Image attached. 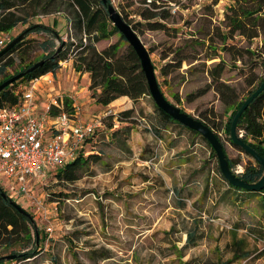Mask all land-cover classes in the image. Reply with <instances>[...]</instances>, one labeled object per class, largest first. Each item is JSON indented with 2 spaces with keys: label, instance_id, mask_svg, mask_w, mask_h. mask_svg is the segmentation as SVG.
Returning a JSON list of instances; mask_svg holds the SVG:
<instances>
[{
  "label": "rangeland",
  "instance_id": "1",
  "mask_svg": "<svg viewBox=\"0 0 264 264\" xmlns=\"http://www.w3.org/2000/svg\"><path fill=\"white\" fill-rule=\"evenodd\" d=\"M230 5L231 2L227 0H159L156 9L134 4L129 0H118L113 5L132 24H145L139 12L168 11V18L160 20L168 27L166 32L148 31L145 30V25L138 27L143 30L139 33L140 39L147 49H151L150 58L156 68L157 80L164 95L175 106L197 118L200 114L213 111L216 124H222L229 116L217 94L210 89L201 96L194 95L211 83L208 71L219 61L218 58L211 59L213 49L226 63L222 80L236 89L238 100L264 74V54L257 58L246 53L256 45L261 46L264 36L250 42L236 34L225 41L221 38L220 33H226L223 19ZM174 6L178 7L175 13L172 12ZM24 10L29 9L18 6L13 12L24 18ZM182 10L188 11L181 12ZM35 14L28 17V23L44 26L50 24L56 32L63 35L61 41L79 42L80 36L74 30H68L67 33L66 10L63 7L60 12L50 15L38 11ZM28 25L19 24L6 33L5 45L21 34ZM25 37L27 34L23 39ZM28 37L35 40L27 52V57L32 59L42 53L38 44L44 40L45 35L29 34ZM117 40L115 35L97 45L107 47ZM55 43L59 45L60 40ZM177 49L181 50L179 56L184 58L179 65L173 56ZM237 55L242 56L235 58ZM11 57L16 63L19 62L17 53ZM247 80H253L254 85H247ZM69 89L70 97L75 100L81 86L75 84ZM65 92L67 91L64 90ZM190 96L191 99L187 101ZM36 98L39 101L41 95L38 94ZM151 105L152 101L147 98L139 101L136 108L143 110ZM134 116L138 117L137 114ZM128 122H133L134 125L137 123L134 119ZM137 127L143 129L141 126ZM219 135L226 155L231 159H241L235 170L239 167L243 169L248 160L253 161L234 147L221 131ZM137 144L135 142V147ZM113 156L121 158V161L111 173L98 174L99 167L105 164L101 161L84 168L81 178L74 183H65L52 176V173L40 186H36L32 195L41 200L46 216L36 211L31 202H23L13 194L10 195L26 212L34 215L42 236L48 238L47 235H51L52 245L46 248L45 253L32 262L26 260L19 264H186L188 261H191L190 264H221L232 259L230 245L233 241L241 242L244 252L249 255L231 264H264V213L260 209L261 196L245 203L241 209L217 213L210 220L206 217L199 219L198 214L191 209L178 210L172 198L152 190L156 185L153 181L155 175L162 174L166 159H161L154 165H143L139 163L137 153L130 161H123L118 153ZM207 157L205 153L201 158L204 160ZM140 174L153 178L144 183L139 178ZM165 179L170 188L180 183L181 175L177 173L173 178ZM75 198H81L82 201L74 200ZM193 224L202 237H199L195 247L184 250L185 233L193 228ZM47 227L51 228V232L46 231ZM172 227L173 234L170 238L165 237ZM7 230L0 236V254H9L13 249L16 252L22 251L27 247L28 242L23 239V234H10V227ZM75 230L84 231L88 236L81 241L72 236V248L65 249L60 236H69ZM6 242L10 245L6 246ZM50 258H55L54 263Z\"/></svg>",
  "mask_w": 264,
  "mask_h": 264
},
{
  "label": "trees",
  "instance_id": "2",
  "mask_svg": "<svg viewBox=\"0 0 264 264\" xmlns=\"http://www.w3.org/2000/svg\"><path fill=\"white\" fill-rule=\"evenodd\" d=\"M227 1L231 2V5L227 8V12L224 14L223 24L225 25L226 33H220L222 40H228L235 34L249 42L261 39L260 37L264 36V0ZM157 2H159V0H151L148 7L151 6L154 9L158 8L156 6ZM139 3L140 5L145 3V0H140ZM107 4H111L110 0H107ZM18 6L28 7L32 12L29 13V10H24L25 17L21 18L13 12ZM62 7L66 10L65 21L67 25V33L68 30H74L76 34L80 36L79 42H63L61 41L63 35H60V33L56 32L53 28L42 24L34 25L27 22L28 17L35 16V12L37 11L44 15H50L60 12ZM222 13L223 11H221V14ZM119 14L122 19L132 27L138 36L139 33L143 32V30H139L138 27L144 25L145 30L148 31L166 32L168 29L163 22H160V20L164 21L168 18V11L162 13H152L149 12V10L139 12V16L143 19L145 24L140 22L132 24L121 12ZM19 24H29L26 28L29 32L25 39L18 42L0 58V84L20 72H25L38 61L43 60L44 62L42 65L25 73L23 77L1 90L0 106L16 105L29 82L48 73L55 72L60 67L61 62L69 60H72L73 68L76 72L88 74L90 82L88 90L90 91L91 98H93L97 104L107 106L117 98L123 96L128 97L134 102L142 97H146V99L148 98L152 101L136 53L109 20L107 7L101 0H0V36L10 32ZM29 34L45 35L44 40L38 44L42 53L32 59L27 57V52L29 50L28 48L31 49V45L35 40L29 38ZM115 35L118 37V40L115 43L109 44L101 51L96 49V45L99 42L109 40ZM56 40H60L59 45H56ZM61 44L63 45L58 51ZM261 44V46H254L252 50H247L246 53L257 58L263 57L264 40ZM4 46L0 47V50L3 49ZM148 51L150 53L151 49H148ZM15 53H17L16 58L19 60L18 63H16L15 59L11 57V55ZM180 53V49H177L176 52L173 53L178 65L184 60L183 57L181 58L179 56ZM213 53L211 59L218 58L219 61L208 71L211 83L209 87L199 90L194 95L201 96L208 90L212 89L217 94L220 103L224 105L225 111L226 113H229V116L226 118V121H222V124L215 123L216 119L213 111H209L207 114L206 112L200 114V116L196 118L209 127L222 143L228 166L232 172L247 183H255L263 174L261 166L245 154L253 161L248 160L243 166L242 171L236 173L235 168L241 163V159H231L226 155L224 143L219 132L221 131L230 142L229 134L231 121L242 103L260 86L264 80V74L257 81V84L249 90L244 97L238 100L236 89L222 80L226 65L225 61L219 54H216L215 49H213ZM241 56L237 55L235 58ZM154 70H156L155 66ZM253 83V80H247V85L253 86ZM158 85L163 93L159 82ZM191 96L188 97L187 101L191 99ZM165 98L169 101L166 96ZM174 98L178 100L177 96H174ZM151 106L153 107L157 118L163 124L174 125L189 132L207 147L210 152L209 158L215 159V163H213V167L214 165L215 167L211 168V171L217 173L218 177L229 189L238 192L239 196L243 199V202L248 201V199H258V197L261 196L260 209L264 213V188L261 191H250L231 186L221 175L215 153L209 143L197 132L188 129L171 119L167 114L158 109L153 101ZM180 110L184 112L182 108H180ZM61 111L73 113V104L69 98L63 97L61 108L53 107L51 114L55 115ZM133 117V110H126L116 115L118 121L127 123L121 128L112 130L113 136H120L116 142L117 144L122 143L124 137H126L133 128L135 123L128 122L134 119ZM136 122L137 125H146L144 122ZM104 124L106 126L108 125L109 129H112L111 124L105 123V121ZM97 133L98 130H94L90 134L91 136L85 140L79 154L63 167L57 169L52 176L64 180L65 183H74L81 178L84 168L89 167L90 164L100 163L102 161L101 156L96 153H90L93 149H87V145ZM236 133L238 136L241 134V139L264 159V90L241 114L236 125ZM240 151L243 153L242 150ZM1 192L6 194V191L0 184V236H2L4 232H8L7 229L10 227V234H23V239L28 243L27 247L22 251L16 252L13 249L9 254H0V264L21 263V261L36 259L42 253L41 242L44 240V236H42L37 229L34 215L30 214L31 220L22 216L10 204L9 200L14 203L17 202L7 194L8 199H4L1 196ZM17 204L19 205V203ZM28 226H30L32 234L30 233ZM196 238L197 235L195 232L190 234L187 233L186 242L183 248L186 249L194 246ZM9 245L10 244L6 242V246ZM230 248L233 253L232 259L221 264H231L237 259L245 258L249 255L248 252H244L241 242L237 243L233 241ZM7 255H15V257L10 260H4L3 257ZM54 261L55 258H51V262L54 263ZM190 262L191 261H188L186 264H190Z\"/></svg>",
  "mask_w": 264,
  "mask_h": 264
},
{
  "label": "crops",
  "instance_id": "3",
  "mask_svg": "<svg viewBox=\"0 0 264 264\" xmlns=\"http://www.w3.org/2000/svg\"><path fill=\"white\" fill-rule=\"evenodd\" d=\"M186 11L188 10H182L181 12ZM47 26L53 28L50 24ZM103 48L105 47L96 45L98 51H101ZM48 75L52 79V84L50 86H45L44 83L40 84L37 93V95H41V98L37 101L39 108H42L51 97L62 96L69 98L73 106L77 107L78 117L84 123H90L96 119L101 120V125L95 129L98 130V133L87 145L88 150L93 149L90 153L98 154L101 156L102 161L105 162V164L99 167L97 171L98 174L111 173L114 168L117 167L116 165L119 164L121 158H115V156H113L114 153L121 155L123 161L132 160L135 153H137L138 161L143 165H154L161 159H166V163L161 170L162 174L155 175L153 181L156 185L152 187V190L172 198L174 206L178 210L191 209V211L198 214L199 219L206 217L210 220L217 213L238 208L241 209L245 203L253 201V199H248V201L243 202L238 192L229 189L218 177L217 173L211 171V168L214 167L213 159L209 158V150L189 132L174 125L163 124L157 118L151 106L143 110H138L136 108L138 102L146 100V97L139 98L134 102L128 97L123 96L117 98L107 106L97 104L95 100L91 98L90 91L88 90L90 84L88 74L76 72L73 68L72 60L67 61L55 72L48 73ZM75 84L81 86V89L77 91V97L74 100L70 97L71 95H69V88ZM64 90L67 92L64 93ZM59 91L62 92L59 93ZM126 110H133L134 114L138 116H134V120H142L146 125L145 127H141L143 129L137 127L140 125H133L130 133L124 137V139L121 138L123 142L117 144L116 142L120 136H113L112 130L121 128L127 124L116 119L118 113ZM104 121L105 123L111 124L112 129H109L108 125L106 126L104 124ZM135 142L138 143L136 147ZM108 151H110L109 155ZM205 153L208 157L203 160L201 157ZM148 167L149 166H147V168ZM177 173L181 175L180 183L174 184L168 188L165 178L171 179ZM139 178L145 183L153 177L140 174ZM112 197L118 198V196ZM74 200H78L79 202L82 201L81 198H75ZM173 232L174 228L172 227L166 232L165 237L170 238ZM193 232L197 235L195 245L184 250L195 247L199 237H202L198 234L197 228L193 224V228L188 229L185 233L184 244L186 242L187 233L190 234ZM72 236L75 237L76 240L81 241L88 236V233L75 230V232H72L69 236L61 235L62 245L65 249L72 248L71 244L73 243L70 242L74 240ZM47 237L48 238H45L44 236V240L41 242V254L45 253L46 248L52 245L50 241L51 235H47ZM64 240L66 242H64ZM74 247L77 246L75 245ZM82 251L85 250L83 249Z\"/></svg>",
  "mask_w": 264,
  "mask_h": 264
},
{
  "label": "built area",
  "instance_id": "4",
  "mask_svg": "<svg viewBox=\"0 0 264 264\" xmlns=\"http://www.w3.org/2000/svg\"><path fill=\"white\" fill-rule=\"evenodd\" d=\"M116 1L110 0L111 5ZM129 1L140 4V0ZM150 3L151 0H145L141 5ZM177 10L176 6L172 8L173 13ZM4 35L0 36V47L6 43ZM66 62H61L60 66ZM42 83L50 86L51 77L46 74L29 82L16 105L0 106V184L7 195L31 202L36 211L46 216L45 207L32 195V190L79 154L101 120L84 123L75 106L73 113L51 114L53 107L61 108L62 96L51 97L39 108L36 96ZM241 171V167L235 170L236 173ZM46 231L51 232V228L47 227Z\"/></svg>",
  "mask_w": 264,
  "mask_h": 264
},
{
  "label": "water",
  "instance_id": "5",
  "mask_svg": "<svg viewBox=\"0 0 264 264\" xmlns=\"http://www.w3.org/2000/svg\"><path fill=\"white\" fill-rule=\"evenodd\" d=\"M104 5L107 7V13L109 20L114 25V27L118 30V32L124 37L127 41L128 45L132 47L134 52L136 53L141 69L144 73L148 91L152 101L154 102L155 106L167 114L171 119L180 123L181 125L187 127L188 129L197 132L200 134L210 145L212 150L215 153V157L218 163V167L220 170L221 175L225 178V180L233 187L241 188L250 191H261L264 188V159L260 157L258 153H256L250 146H248L240 136L236 133V125L241 116V114L245 111L248 105L264 90V80L260 84V86L242 103L236 114L234 115L231 125H230V143L243 151L244 154L252 158L255 162H257L263 171L261 178L255 183H247L235 173L228 166V162L226 156L223 151V145L215 136L214 132L203 124L200 120L196 117L182 112L179 107L170 103L163 93L161 92L157 78L155 75L154 65L150 58V53L146 46L143 44L140 37L136 34V32L132 29L130 25H128L121 17L119 12L111 5L107 4V0H101ZM29 32L28 29L24 30L21 34L17 37L13 38L8 44L4 46L3 49L0 50V58L3 57L12 47H14L18 42H20L24 36ZM61 44L58 48V51L61 49ZM43 60L38 61L25 72H20L13 77L5 80L0 84V91L3 90L5 87L9 86L19 78L23 77V75L27 72H30L37 68L38 66L43 64ZM1 196L4 199H8V196L1 192ZM10 204L22 215L27 217L31 220V216L25 209L19 206L17 203L9 200ZM38 238V237H37ZM36 238V239H37ZM15 255H7L4 256V260L13 259Z\"/></svg>",
  "mask_w": 264,
  "mask_h": 264
}]
</instances>
